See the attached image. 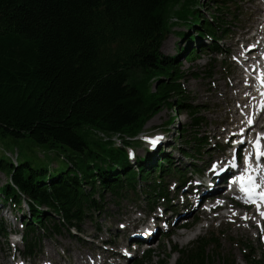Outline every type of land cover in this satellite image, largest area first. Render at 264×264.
<instances>
[{
	"label": "trees",
	"instance_id": "1",
	"mask_svg": "<svg viewBox=\"0 0 264 264\" xmlns=\"http://www.w3.org/2000/svg\"><path fill=\"white\" fill-rule=\"evenodd\" d=\"M173 1L0 0V137H28L58 162L6 161L0 155V172L7 176L0 185V238L21 232L17 255L33 258L39 236L58 232L57 225L81 231L84 220L105 211L106 195L118 204L142 186L150 217L157 202L172 205L169 186L175 196L183 193L190 176L201 172L202 164L183 163L164 147L144 148L139 157L127 150L161 107L173 104L176 113L167 125L181 113L188 117L175 130L176 141L182 137L187 145L177 147L183 158H200L210 149L197 134L205 104L188 101L195 96L182 82V62L206 51L226 55L220 39L239 20L229 0H217L207 17L198 1L180 0L177 20L187 26L176 31L174 53L166 54L161 49L171 31ZM84 128L119 135L122 143L90 140ZM170 176L175 181L168 185ZM203 238L173 251L190 259L184 263L205 264ZM150 254L146 249L132 264H148ZM221 264L233 262L223 258Z\"/></svg>",
	"mask_w": 264,
	"mask_h": 264
},
{
	"label": "rangeland",
	"instance_id": "2",
	"mask_svg": "<svg viewBox=\"0 0 264 264\" xmlns=\"http://www.w3.org/2000/svg\"><path fill=\"white\" fill-rule=\"evenodd\" d=\"M196 1H198L196 8L200 9L203 17H207L212 12L209 8L219 5L217 0ZM229 2L230 10L235 12V18L239 23L232 24L229 34L220 39L222 48L227 50L226 53L224 52L226 55L206 51L182 62V69L185 71L182 82L184 87L191 89L195 96L188 101L205 104V108L200 112L205 120L198 128L197 134L204 137L205 144L212 143L218 146L212 147L209 151L204 150L200 158L197 155L183 158L177 147L181 146L184 149L187 145L182 137L176 141L178 136L176 131L183 123L186 124L188 117L185 113H181L172 124H166L170 116L176 113L175 104L172 107L162 106L144 126L143 134L154 135L161 132L167 134L163 139V142L167 143L164 148L166 151L171 150L172 155L180 158L183 163L198 160L197 164H203L225 154L233 155L234 149L232 148V151L228 149L230 144H226V141L228 142L227 138L232 131L238 129L232 127L237 123H233L236 120H232L237 112L236 107L239 104L244 106L254 104L252 101L254 96L245 102L242 99V96L248 92L240 91V88L245 86L242 84L245 75L240 74L241 69L237 63L243 59L240 53L245 55L246 51L257 45L256 40L259 36L255 37V31L264 32V0H229ZM179 3L180 0H175L168 8L171 31L167 34L161 49L166 54L174 53V45L178 41L176 31H184L187 26L184 20H177L176 14L183 4ZM225 8H223L224 12ZM261 36L264 37V34ZM248 54L256 55V52L253 50ZM165 125L168 131L164 129ZM258 125L264 126V117ZM84 131L90 140L102 137V134L95 130L84 128ZM173 139L174 147H168ZM135 144L131 145L135 155L143 156L141 143L135 142ZM8 154H16L17 160L27 159L32 163L44 162L43 158L53 157L50 160L51 166H57L58 163L54 152H49L47 147L31 141L28 137H0V155L9 161L11 156L9 157ZM215 168L213 170L208 168L204 174L200 172L193 175L191 177L193 189L185 186L182 194L178 193L175 196L173 188L169 186V193L173 198L172 205L163 201L157 202L154 205V214L147 219H144L143 215L148 212L150 205L146 203V197L143 195L145 190L142 186L137 188V194L123 197L118 204L111 196L106 195L103 200L105 211L84 220L80 227L81 231L76 232L75 237L78 236L84 242L75 240L73 229H71L72 233H69L68 226L57 225L58 232L51 230L48 234L39 236L40 239L34 250L37 255L25 261L14 253L18 248L22 250L23 243L21 232L13 231L7 237L0 238V264H132V261L148 248L152 250V254L146 258L148 264L150 262L187 264L184 262L190 259L174 252L173 247L177 249L189 247V244L199 237H204L203 239L206 240L200 253L207 261L205 264H221L223 258L233 264H264V229L260 231L257 227L259 223L254 207L242 206L233 196H223L217 188L212 194H208L209 197H204V194L201 199H195L197 196L194 187H208L212 182V176L216 173ZM6 181L7 176L0 172V185ZM174 181V176L165 180L168 185L173 184ZM136 196H139L141 201ZM196 202L201 204L194 209ZM211 205L219 206L210 210ZM222 205L225 207L222 208ZM10 208L15 212L13 206ZM2 211L4 213L5 210ZM188 211L189 213L186 214ZM159 216L161 218L157 219ZM181 217L186 220H180ZM196 217L200 225H193ZM184 222L191 228L179 227ZM261 224L264 225L263 222ZM110 227L112 235L107 232ZM107 239L110 242H104Z\"/></svg>",
	"mask_w": 264,
	"mask_h": 264
},
{
	"label": "bare ground",
	"instance_id": "3",
	"mask_svg": "<svg viewBox=\"0 0 264 264\" xmlns=\"http://www.w3.org/2000/svg\"><path fill=\"white\" fill-rule=\"evenodd\" d=\"M258 47H255V46H253V47H251L250 49H249V53L250 52H252L253 50H255V49H257ZM240 56H243L242 58V60L241 61H239L237 64H238V66H240V74L242 73L243 75H245L246 74V72H250V73H252V72H254V71H252V67H256V65L254 64V62H255V60H256V55L255 56H245V55H243V54H241L240 53ZM248 66V68H247V70H246V67ZM250 68V69H249ZM257 76H259L258 77V79H261V74H259V75H255L254 77H257ZM245 91V88L244 87H241L240 88V91ZM253 94V90L250 92V93H246V94H244L243 96H242V99H243V101L245 102V101H248L249 99H250V95H252ZM261 97L262 98H264V94L263 95H261ZM247 107L248 106H244L243 104H239V105H237V112H236V115H235V117L232 119V120H238V118L241 116H244L245 114H246V109H247ZM251 113H253L254 114V112H252V111H250L248 114H251ZM264 115V108H263V111L259 114V118H261L262 116ZM257 142H259V148H261L260 150H264V135H261V134H259L258 136H257V138L256 139H252L250 142H248L247 141V143H248V145H255V146H257ZM240 152V151H239ZM253 154V153H252ZM251 164L253 165V167H254V163L253 162H251ZM254 169H255V171L252 173L253 175H256L257 176V180H256V183L258 184V183H263L264 182V179L263 178H261L260 177V174H259V170H256V168L254 167ZM240 171H242V170H240ZM239 171V172H240ZM220 172V170H217L216 171V174H218ZM246 173L247 172H244V173H242V174H244V175H246ZM257 191H259L260 189H256ZM211 191H213V190H208L207 191V193H210ZM260 193V192H259ZM254 199H255V202H256V205H260L262 208H264V199H261L259 196H257V195H254V197H253ZM196 199V198H195ZM198 200V199H197ZM259 200V201H258ZM258 201V202H257ZM201 203L200 202H196L195 203V206H194V209H197V207H199V205H200ZM222 206H224V205H222ZM215 207V205H211L210 207H209V209L210 210H212L213 208ZM157 219H159V218H157ZM157 227V226H156ZM200 228V227H199Z\"/></svg>",
	"mask_w": 264,
	"mask_h": 264
},
{
	"label": "snow or ice",
	"instance_id": "4",
	"mask_svg": "<svg viewBox=\"0 0 264 264\" xmlns=\"http://www.w3.org/2000/svg\"><path fill=\"white\" fill-rule=\"evenodd\" d=\"M264 83V80L261 81ZM153 146L156 143V140L152 141ZM262 156H264V152H261L259 149V142H257V151H256V158L259 160ZM251 154L247 155L245 157V163L247 165L246 172L247 175L242 174L238 179L240 183L241 190L247 193L249 198H251L253 195L260 196L261 199H264V193H259L256 191V189L259 187V185L256 183L257 176L253 175L252 173L255 171L253 165L250 162ZM237 179V178H234ZM264 215V213H262Z\"/></svg>",
	"mask_w": 264,
	"mask_h": 264
},
{
	"label": "water",
	"instance_id": "5",
	"mask_svg": "<svg viewBox=\"0 0 264 264\" xmlns=\"http://www.w3.org/2000/svg\"><path fill=\"white\" fill-rule=\"evenodd\" d=\"M143 132H144V130L141 133V143L142 144H144V142L146 141L148 136H151V135L143 134ZM101 134L104 135L103 133H101Z\"/></svg>",
	"mask_w": 264,
	"mask_h": 264
}]
</instances>
